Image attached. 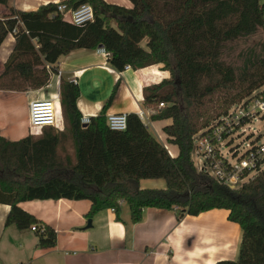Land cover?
Wrapping results in <instances>:
<instances>
[{
    "label": "trees",
    "instance_id": "obj_1",
    "mask_svg": "<svg viewBox=\"0 0 264 264\" xmlns=\"http://www.w3.org/2000/svg\"><path fill=\"white\" fill-rule=\"evenodd\" d=\"M130 1L132 8L67 0L68 8L93 7L94 20L80 25L69 11L57 12L58 4L10 7L0 17V44L10 32L15 48L0 72V90L47 86L60 57L75 49L102 47L117 71L161 63L170 77L143 88L144 106L153 121L171 119L163 131L178 154L171 156L136 112L127 113L124 131L110 129L107 110L119 80L100 113L83 123L80 87L62 78V131L46 126L20 140L0 133V202L11 206L6 225H36L39 246L54 248L56 230L21 202L88 199L87 218L113 208L120 221L124 200L133 223L148 207L175 210L178 220L225 209L242 236L237 257L215 264H264V167L245 170L248 180L234 187L199 171L193 160L198 138L212 134L235 105L264 94V44L250 42L264 30V0ZM142 179H164L165 187L142 188Z\"/></svg>",
    "mask_w": 264,
    "mask_h": 264
},
{
    "label": "crops",
    "instance_id": "obj_2",
    "mask_svg": "<svg viewBox=\"0 0 264 264\" xmlns=\"http://www.w3.org/2000/svg\"><path fill=\"white\" fill-rule=\"evenodd\" d=\"M66 1L10 0L8 5L0 4V17L10 7L30 11L49 3ZM104 1L133 7L130 0ZM14 48L15 37L9 32L0 44V72ZM107 56L102 48L75 49L60 57L57 63L59 73L52 76L47 86L27 91L0 90V133L10 140H20L31 133L40 134L31 127L29 118V103L38 98H53L58 103L59 130L62 131L65 126L60 103L62 78L75 80L79 85L81 94L77 104L83 116L99 114L119 80L107 115L143 111L142 121L145 123L150 114L144 106L143 88L168 78L169 71L161 63L117 71ZM169 123L171 119L151 120L158 140L171 156H176L178 147L168 142L163 131ZM155 181L148 187L140 184L142 188L165 187V182ZM125 204L124 200L120 201V221L116 211L107 208L96 213L91 227H87L89 218L86 214L91 208L88 199L21 202L22 208L57 232L54 248H42L32 227L20 230L16 225H6L11 206L5 200L1 201L0 264H215L218 260L233 259L239 250L241 228L228 222V210L212 209L198 216L185 215L178 220L175 210L148 207L143 209L142 220L133 223L130 208Z\"/></svg>",
    "mask_w": 264,
    "mask_h": 264
},
{
    "label": "built area",
    "instance_id": "obj_3",
    "mask_svg": "<svg viewBox=\"0 0 264 264\" xmlns=\"http://www.w3.org/2000/svg\"><path fill=\"white\" fill-rule=\"evenodd\" d=\"M67 11H69L72 21L77 25L94 20L93 7L88 3L81 4L78 8H68L64 2L58 3L57 12L64 13ZM131 69L129 65L125 68V70ZM161 106H163V103H161ZM262 110H264V94L257 91L250 99L235 105L229 111V114L222 118L223 123L217 126L212 134L198 138L194 149L202 160L200 171L208 172L216 179L231 186L239 187L243 183L242 181L248 180L251 175V173L243 175L245 170L254 172L259 165L264 167V163H262L264 160V141L260 142V138V140L247 142L242 153H240V148H238L234 152L228 151L227 155L221 148V143L225 141L222 136L224 132L230 135L229 133H232L234 129L241 130L243 126L251 122V118L255 117L257 112ZM29 114L30 124L33 129H42L46 126L60 129V110L58 103L53 98L32 100L29 103ZM138 115L141 119H144L145 114L143 111ZM89 121L90 116L84 115L82 122L88 123ZM107 124L112 130L124 131L127 128V113L108 114ZM37 228L38 226L36 225L32 226L33 230H37Z\"/></svg>",
    "mask_w": 264,
    "mask_h": 264
},
{
    "label": "rangeland",
    "instance_id": "obj_4",
    "mask_svg": "<svg viewBox=\"0 0 264 264\" xmlns=\"http://www.w3.org/2000/svg\"><path fill=\"white\" fill-rule=\"evenodd\" d=\"M250 42L251 43L258 42L261 45L264 44V30L261 31L260 34L254 36L250 40ZM169 77H170V75H169ZM147 119H146L145 123H146L147 126L149 125L150 132L152 134H154V136L157 139H159L157 132L151 126V120L150 119L147 120ZM157 125H163V124L158 123ZM34 130H37V131L41 132L40 128H38V129L35 128ZM232 133H234L232 136H229L226 132H224L222 134V136L224 137L223 140H225V141H223L221 143V148H222L223 152L225 154H227V155H228V151L234 152L238 148H240V153H242L244 151V148H245L247 142H253V140H260V139H261L260 142H263L264 141V110H262L261 112H257L255 114V117L251 118V122L247 123L245 126H243L241 128V130H235L234 129ZM232 133H229V134H232ZM225 143H226V145L224 146ZM193 160H194V163H195L196 167L200 171L201 170L200 166H201L202 160L200 158V155L197 154L195 149L193 150ZM233 161H235V159H233ZM155 180H157V181H155ZM159 180H161L162 182H165L164 179H142L141 182H142L143 185H146L145 187H148L149 185H152L151 183H153L154 181L158 182ZM242 182H244V181H242ZM125 206H126V208L129 209L127 204H125ZM228 222H232V221L228 220ZM233 234H234L233 241L235 242L237 240V237H236V234H235V230H234ZM237 255H238V252H237L236 255H234L235 257L234 256L233 257L236 258Z\"/></svg>",
    "mask_w": 264,
    "mask_h": 264
},
{
    "label": "water",
    "instance_id": "obj_5",
    "mask_svg": "<svg viewBox=\"0 0 264 264\" xmlns=\"http://www.w3.org/2000/svg\"><path fill=\"white\" fill-rule=\"evenodd\" d=\"M100 48H102V47H100ZM91 225H92V219H89L87 227H91Z\"/></svg>",
    "mask_w": 264,
    "mask_h": 264
}]
</instances>
